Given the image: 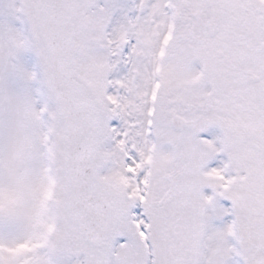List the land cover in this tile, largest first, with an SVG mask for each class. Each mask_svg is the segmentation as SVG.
Here are the masks:
<instances>
[{
	"label": "snow or ice",
	"instance_id": "1",
	"mask_svg": "<svg viewBox=\"0 0 264 264\" xmlns=\"http://www.w3.org/2000/svg\"><path fill=\"white\" fill-rule=\"evenodd\" d=\"M0 264H264V0H0Z\"/></svg>",
	"mask_w": 264,
	"mask_h": 264
}]
</instances>
